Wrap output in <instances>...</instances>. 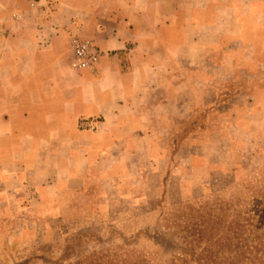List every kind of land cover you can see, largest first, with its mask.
<instances>
[{
  "label": "crops",
  "instance_id": "1",
  "mask_svg": "<svg viewBox=\"0 0 264 264\" xmlns=\"http://www.w3.org/2000/svg\"><path fill=\"white\" fill-rule=\"evenodd\" d=\"M9 2L0 0L1 218L15 207L27 219L34 202L37 216L58 218L64 190L113 169L142 173L157 124L176 115L202 126L184 110L233 111L238 125L242 97L250 125L264 113V0ZM80 26L102 55L77 74L67 31ZM238 75L240 90L225 88Z\"/></svg>",
  "mask_w": 264,
  "mask_h": 264
},
{
  "label": "rangeland",
  "instance_id": "2",
  "mask_svg": "<svg viewBox=\"0 0 264 264\" xmlns=\"http://www.w3.org/2000/svg\"><path fill=\"white\" fill-rule=\"evenodd\" d=\"M9 1L14 6L22 2L34 6L37 0ZM90 30L80 26L67 31V65L77 74L83 70H74L70 65L71 37L89 41L99 51L98 59L102 55ZM243 81L246 79L238 75L225 88L235 86L240 90ZM193 96L197 100V95ZM199 96L210 104L211 92ZM247 107L244 98L236 101L241 115L238 125L231 124L233 111L220 110L215 115L218 111L208 107L184 110L181 116L199 118L202 126L182 125L176 115L167 126L157 124V139L151 148L154 156L143 158L147 169L142 173L113 169L103 182L95 174L88 182L90 187L64 190L58 218L37 216L36 202L30 206L32 219L15 215L16 208H10V217H0V264H74L105 250L115 253L123 264H138L137 255L145 259V264H177L184 233H179L171 221L179 218L181 230L196 234V226L180 207L199 204L201 212L211 214L221 213L218 204L223 207L221 225L213 231V240L227 233L231 236L226 231L227 222L240 225L241 236L246 239L240 240L245 254L239 264H258L245 259L250 251L246 248L251 246L254 250L250 258L256 256L264 261V153L256 151L259 148L264 152V113L255 116L250 125ZM217 117L218 122H214ZM256 135L263 138L260 145L254 142ZM204 246L205 241L193 244V255ZM186 257V264H195V259Z\"/></svg>",
  "mask_w": 264,
  "mask_h": 264
},
{
  "label": "trees",
  "instance_id": "3",
  "mask_svg": "<svg viewBox=\"0 0 264 264\" xmlns=\"http://www.w3.org/2000/svg\"><path fill=\"white\" fill-rule=\"evenodd\" d=\"M208 205V201L204 204L206 207ZM218 210L221 212L219 214H211L207 210L201 212L202 205L191 206V205H184L181 206L180 209H184L187 211V217L192 223L196 226L197 233L193 234L186 230H181V225L178 223L177 220L179 218H175V220L171 221L177 229L180 230L179 233H184L181 237L182 239V253L181 255L176 258L177 264H186L187 257L192 258L195 261V264H239L240 258H244L243 252H241V239L245 240L240 233V225L234 222H227L226 224V231L230 233L231 236L227 234H223L222 236L219 235L214 240L212 239L213 231L218 229L221 225L222 221V213L223 207L221 204H218ZM203 206V207H204ZM207 208V207H206ZM205 208V209H206ZM195 220H199L195 222ZM234 223V226H233ZM222 240V241H221ZM205 241V246L200 250L198 254H194L193 244L198 242ZM261 242V241H260ZM262 244V243H259ZM231 247L233 249H231ZM251 248V249H250ZM247 247L248 257L245 259L247 261L256 260L258 264H264V261L256 256L252 255L251 250H254V247ZM256 252V250H255ZM138 264H145V259H141L139 255L136 257ZM74 264H123L122 262L117 261V256L115 253H112L111 250H105L103 252H94L88 257H85L81 261H77ZM127 264V263H125Z\"/></svg>",
  "mask_w": 264,
  "mask_h": 264
},
{
  "label": "built area",
  "instance_id": "4",
  "mask_svg": "<svg viewBox=\"0 0 264 264\" xmlns=\"http://www.w3.org/2000/svg\"><path fill=\"white\" fill-rule=\"evenodd\" d=\"M70 48V65L74 70H85L94 65L98 59L99 51L89 41L71 37Z\"/></svg>",
  "mask_w": 264,
  "mask_h": 264
}]
</instances>
